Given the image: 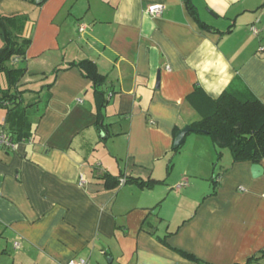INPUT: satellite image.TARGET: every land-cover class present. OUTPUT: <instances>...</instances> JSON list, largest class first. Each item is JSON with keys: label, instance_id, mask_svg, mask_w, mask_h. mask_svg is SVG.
Segmentation results:
<instances>
[{"label": "crops", "instance_id": "crops-1", "mask_svg": "<svg viewBox=\"0 0 264 264\" xmlns=\"http://www.w3.org/2000/svg\"><path fill=\"white\" fill-rule=\"evenodd\" d=\"M191 3L200 23L184 0H0V15L29 18L25 57L7 67L25 70L31 133L0 152V264H264V159L254 177L228 150L217 159L207 135L172 148L233 83L264 105V0ZM82 60L105 77L102 107L68 68ZM104 175L155 183L111 190Z\"/></svg>", "mask_w": 264, "mask_h": 264}, {"label": "trees", "instance_id": "trees-1", "mask_svg": "<svg viewBox=\"0 0 264 264\" xmlns=\"http://www.w3.org/2000/svg\"><path fill=\"white\" fill-rule=\"evenodd\" d=\"M25 1L35 5V0ZM184 4L188 13L200 23L191 0H184ZM41 5L35 6L38 8ZM28 20L26 15H0V40L2 42L0 74L5 75L9 88L15 89V92H7L0 97V109H9L5 118L9 131L5 132L17 143L29 141L31 138L30 124L27 120L29 113H26V107L21 106L24 91H17V84L25 70L10 69L7 64L14 59L25 57L30 39L22 37L21 33ZM68 68L77 69L91 81L99 106L102 107L103 93L98 88L104 84L105 77L97 72L96 66L89 60H82L69 64ZM58 71L59 69H55L53 73ZM190 127L195 131H201L199 134L207 135L211 139L216 149L217 159H220L223 150L229 151L233 163L248 162L258 165L264 159V105L244 85L233 83L215 101L213 113L191 124ZM177 150L179 148L175 151ZM217 178L218 175L213 178L212 182L214 183ZM102 179L107 189H117L118 178L104 175ZM128 182L136 183L140 188H150L155 183L154 181L125 180V183Z\"/></svg>", "mask_w": 264, "mask_h": 264}, {"label": "built area", "instance_id": "built-area-1", "mask_svg": "<svg viewBox=\"0 0 264 264\" xmlns=\"http://www.w3.org/2000/svg\"><path fill=\"white\" fill-rule=\"evenodd\" d=\"M145 11L149 16L155 17L161 14V12L163 11V7L161 5H151V6H148ZM78 30L79 32L82 33L84 31V27H79ZM250 31L253 34H257V29L254 26H250ZM18 144L20 143L15 142L14 139L8 133H6L3 130H0V152H7V153L14 152ZM85 183H86L85 178L83 176H80L79 185L84 186ZM124 183H125V179L119 180L120 185H123ZM181 186H186V182L180 184V187ZM19 247H20L19 243L17 242L13 243L14 250H18ZM66 264H88V263L84 259H77V260H71Z\"/></svg>", "mask_w": 264, "mask_h": 264}, {"label": "water", "instance_id": "water-1", "mask_svg": "<svg viewBox=\"0 0 264 264\" xmlns=\"http://www.w3.org/2000/svg\"><path fill=\"white\" fill-rule=\"evenodd\" d=\"M44 1L45 0H35L34 3H35V5L39 6V5L43 4ZM194 131H195L194 129H192L191 127H188V126L184 127L182 130H180L174 137L172 148L174 150L178 149L182 145L185 136L191 132H194ZM195 132L200 133L201 131H195ZM251 171H252V175L254 177H258L262 173L261 167L259 165H256V164L251 166Z\"/></svg>", "mask_w": 264, "mask_h": 264}, {"label": "rangeland", "instance_id": "rangeland-1", "mask_svg": "<svg viewBox=\"0 0 264 264\" xmlns=\"http://www.w3.org/2000/svg\"><path fill=\"white\" fill-rule=\"evenodd\" d=\"M23 66V65H22ZM48 74H49V72L48 73H46L45 74V78H44V80L42 81L41 80V77H37V78H32V80L33 81H35L34 83H31V84H29V87H30V89L31 90H36V89H38L41 85H44V84H46L48 81H49V78L51 79V77H48ZM48 78V79H47ZM32 97H34L33 96V94H30L29 92H27L26 94H25V100H27L28 98H32Z\"/></svg>", "mask_w": 264, "mask_h": 264}]
</instances>
